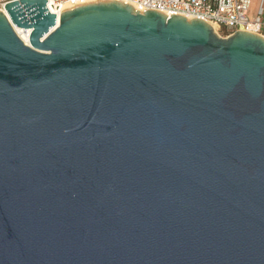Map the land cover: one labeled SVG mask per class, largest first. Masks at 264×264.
<instances>
[{
    "label": "water",
    "instance_id": "water-1",
    "mask_svg": "<svg viewBox=\"0 0 264 264\" xmlns=\"http://www.w3.org/2000/svg\"><path fill=\"white\" fill-rule=\"evenodd\" d=\"M46 1L0 11V264H264V37Z\"/></svg>",
    "mask_w": 264,
    "mask_h": 264
},
{
    "label": "built area",
    "instance_id": "built-area-1",
    "mask_svg": "<svg viewBox=\"0 0 264 264\" xmlns=\"http://www.w3.org/2000/svg\"><path fill=\"white\" fill-rule=\"evenodd\" d=\"M16 0H0V11L4 5ZM100 0H47L46 7L59 20L60 12L82 3ZM128 4L139 12L157 11L166 16L179 15L187 19H198L213 25L217 31L225 32L226 37L236 31L254 32L264 37V18L258 14L250 18L252 0H113ZM263 1L261 0L260 10ZM17 34V33H16ZM18 36V34H17ZM19 37V36H18ZM20 38V37H19ZM21 39V38H20Z\"/></svg>",
    "mask_w": 264,
    "mask_h": 264
},
{
    "label": "bare ground",
    "instance_id": "bare-ground-1",
    "mask_svg": "<svg viewBox=\"0 0 264 264\" xmlns=\"http://www.w3.org/2000/svg\"><path fill=\"white\" fill-rule=\"evenodd\" d=\"M71 8V7H70ZM9 20V19H8ZM11 22V21H10ZM11 25L15 31V33L18 34V36L21 38V40L28 45L29 43V33L30 31L29 30H24L20 27H17L15 26L12 22H11ZM210 25V24H209ZM213 29V31L216 33V28L213 26V25H210ZM217 34V33H216Z\"/></svg>",
    "mask_w": 264,
    "mask_h": 264
},
{
    "label": "crops",
    "instance_id": "crops-1",
    "mask_svg": "<svg viewBox=\"0 0 264 264\" xmlns=\"http://www.w3.org/2000/svg\"><path fill=\"white\" fill-rule=\"evenodd\" d=\"M261 0H252V4L250 7V11H249V16L250 18H254L256 17L258 14L262 15V17L264 18V1H263V5H262V10L259 12V8H260V4Z\"/></svg>",
    "mask_w": 264,
    "mask_h": 264
},
{
    "label": "rangeland",
    "instance_id": "rangeland-1",
    "mask_svg": "<svg viewBox=\"0 0 264 264\" xmlns=\"http://www.w3.org/2000/svg\"><path fill=\"white\" fill-rule=\"evenodd\" d=\"M216 35L219 36V37H222V38H226V33L225 32L217 31V34Z\"/></svg>",
    "mask_w": 264,
    "mask_h": 264
}]
</instances>
